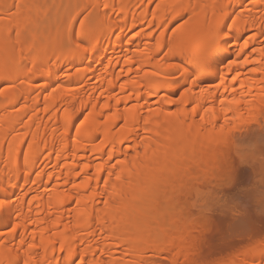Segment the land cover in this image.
Masks as SVG:
<instances>
[{"label": "bare ground", "instance_id": "6f19581e", "mask_svg": "<svg viewBox=\"0 0 264 264\" xmlns=\"http://www.w3.org/2000/svg\"><path fill=\"white\" fill-rule=\"evenodd\" d=\"M15 1L0 0V264H259L264 232L239 237L258 217L256 198L245 195L243 222L192 209L200 188L217 180L228 189L238 159L258 152L247 155L237 132L264 119V8L250 0ZM225 22L243 39L209 70L170 67ZM60 31L74 46L51 36ZM224 57L240 60L241 73L260 62L240 80L250 103L225 105L227 117L211 90L218 75L231 76ZM169 191L172 207L155 200ZM225 235L244 243L222 262L212 255Z\"/></svg>", "mask_w": 264, "mask_h": 264}, {"label": "snow or ice", "instance_id": "6c2138e0", "mask_svg": "<svg viewBox=\"0 0 264 264\" xmlns=\"http://www.w3.org/2000/svg\"><path fill=\"white\" fill-rule=\"evenodd\" d=\"M245 2H249V0H245ZM250 3L253 7L260 6L264 8V0H250ZM105 7H107V5H105ZM241 7H243V4ZM228 19L231 20V17H228ZM234 39L243 38L234 37L229 31V25L227 22H225L222 27L218 25L214 30L209 31L202 37V39L196 44L192 54L187 56V59L182 58L177 64L170 65V67H175L177 71H180V69L183 68L184 73H187L191 64L195 63L197 67L203 68L205 71H207L212 67L213 63L219 59L220 50L231 45ZM248 45L249 41L244 40V47L248 48ZM250 51L255 52L256 48L253 46ZM261 54L262 59H264V49H261ZM179 55L184 57L186 53L184 50H181ZM220 62L224 63L225 68L227 69L228 73H231V76H228L227 74L218 75V82L211 85V90L213 91V94L216 95V99L221 106V111H223L227 117V113L232 111V108H225V105L242 106L250 103L247 97L252 95L251 90L248 89L247 85L240 83V80L242 75L247 76V73L249 72L254 74L257 73V65L260 62L256 61L255 64H252L251 61L244 59V64H252V66L246 68L243 73L240 71V60L232 59L231 57H224L220 60ZM259 71L262 77L261 84H264V69H260ZM195 75L196 73L193 72V76ZM188 79H192V76H189ZM197 79H199V77H197ZM227 80L231 81V87L226 83ZM193 82L195 83V81ZM177 83H179V80H177ZM252 83H255V81H252ZM237 86H239V92H237ZM220 89H222V92L217 94L216 90ZM204 91V89H201L202 93ZM205 110L214 111L212 108H206ZM195 111L196 109L193 108V112ZM260 123L261 125H264V119H261ZM261 151L264 152V146H262ZM248 173L249 170L245 166V160L243 157H241L237 161L236 172L226 181L230 187L223 195V202L226 205L231 206L233 211L236 213L243 211L242 205L244 203V197L246 194H248L249 189ZM2 204L3 201H0V205ZM17 228L18 225H8L9 231L13 233L16 232ZM23 264H29V261L24 260ZM73 264H75V262H73ZM253 264H256L255 260H253ZM259 264H264V249L261 250Z\"/></svg>", "mask_w": 264, "mask_h": 264}, {"label": "rangeland", "instance_id": "374dc122", "mask_svg": "<svg viewBox=\"0 0 264 264\" xmlns=\"http://www.w3.org/2000/svg\"><path fill=\"white\" fill-rule=\"evenodd\" d=\"M14 2L16 3V1L14 0ZM55 9V8H54ZM53 9V12L56 10H54ZM69 11H70V9H69ZM72 11H75V8L72 10ZM58 13V12H57ZM71 15H72V13H70ZM56 15H58V14H56V12H54V13H51L50 14V16H52V17H50V18H53L54 16H56ZM68 15H69V12H68ZM2 17V15H0V18ZM77 22V21H76ZM52 35L51 36H53L54 38H56V40L58 39V40H61L62 41V46L64 47V46H72L73 44H75V42H74V38H69V39H65V31H60V32H52L51 33ZM185 33L184 32H182L181 34H179L180 35V37L181 36H183ZM52 37V38H53ZM53 38V39H54ZM56 46H58V45H56ZM55 46V47H56ZM61 46V47H62ZM74 46V45H73ZM170 46V45H169ZM165 48L166 49H169V47H168V44L167 45H165ZM4 87H6L5 85H2V88H4ZM178 95H176L177 97H179L180 96V92H178L177 93ZM261 121V120H260ZM258 123V126L256 125ZM256 124L254 123V124H251V125H247V127L245 126L244 127V130H240V131H238L237 133H238V135H239V137L238 138H244L245 139V136L248 134V132H252L251 134H252V137L254 138H252L249 134H248V139H247V137H246V139L244 140H242L241 138V140H242V142L240 143L241 145V148L245 151V153L247 154V155H249L250 153H251V151H258L257 153H255V154H253V155H255V156H251L250 155V157H248V158H244V160H245V166L246 167H248V170H249V173H248V181H249V189H248V194H249V197L251 198V199H254V198H256L255 200H257V203L254 201L253 202V200H252V205L250 204V208H254V210H253V212L252 213H254V211H256L254 214L255 215H257L258 217V225H256L257 227L255 228V230H257L258 228H259V230L258 231H255L253 228V225L254 224H257V222H256V220H257V218L255 219V216L254 215H252V218H254V219H251V221H249L248 223L246 222V223H244V225H247V227H246V229H245V231L244 232H242L240 235H239V237H244V239H246V238H250V236H249V234L251 233H253V235H251L252 237L253 236H255L254 235V232L256 233V236L255 237H260L259 235H262L263 233L262 232H264V227H263V225H264V221H263V219H264V171L262 170V168H261V164H264V152H262L261 151V148H262V146H264V125H260L261 123L260 122H257ZM254 125V126H253ZM248 126H252V128L251 127H249L248 128ZM260 126V127H259ZM250 130V131H247L248 129ZM255 129V135H254V129ZM251 130H253V131H251ZM257 130V131H256ZM237 133H236V135H237ZM243 133V134H242ZM244 133H246V135L244 134ZM237 135V136H238ZM245 135V136H244ZM256 137H254V136ZM236 136V137H237ZM249 138H250V140H249ZM238 141H240L239 139H238ZM254 147L256 148V149H254ZM251 149H253V150H251ZM253 157V158H252ZM254 160V161H253ZM256 162V163H255ZM217 181V180H216ZM216 181H214V182H211L212 183V185H210V187L208 186V189L206 190L205 188H200V192H201V197L202 196H204V195H206V196H204L203 198H198V200H197V202H196V204L194 205L193 204V206H195V207H193V209L192 210H194L195 212H193V213H196L195 215H197V214H203V215H206L207 217H211V216H216L215 214H217V217H215L216 219L219 217V215H220V218H221V216L225 219V218H227V217H229L228 218V220H227V222H231L233 219H236L237 221H239V222H243V221H241V219H243L244 220V218L242 217V216H240V213H236V212H234L233 211V209H232V207L230 208V210H228L229 208H226L228 205H226L224 202H223V195H224V193H225V191L227 190L223 185H221L222 184V182H216ZM221 183V184H220ZM252 189H251V188ZM207 188V187H206ZM250 190L252 191V192H250ZM256 191V197H254V195H251V193H253L254 194V192ZM254 191V192H253ZM170 192V191H169ZM206 192V193H205ZM250 192V193H249ZM160 192H158L157 194H156V198H155V200H158L159 198V201H164L165 203H166V205H170L169 203H167L168 201H171L172 202V200H170V199H172V197L174 198L175 197V193L174 192H170V194L168 193V192H166V193H160ZM171 193H174L173 195L171 194ZM258 193V194H257ZM159 194V195H158ZM203 194V195H202ZM247 194V195H248ZM211 195V196H210ZM258 195L259 196H262V198L260 199H257V197H258ZM209 196V197H208ZM208 197V198H207ZM205 198H207V200L205 199ZM169 199V200H168ZM209 199V200H208ZM205 200V201H204ZM258 200H260V201H258ZM175 201V200H174ZM173 201V202H174ZM164 202H163V204H164ZM200 202V203H199ZM175 203V202H174ZM195 203V202H194ZM254 204V205H253ZM173 206V205H172ZM171 205H170V207H172ZM251 209V210H252ZM227 210H228V212H227ZM220 213V214H219ZM221 214H224V215H221ZM225 215H228V216H226L225 217ZM254 216V217H253ZM214 217H211V218H214ZM241 218V219H240ZM222 219V218H221ZM230 219H232V220H230ZM217 220H220V219H217ZM223 220V219H222ZM236 221V222H237ZM235 222V223H236ZM245 222V221H244ZM255 222V223H254ZM260 223V224H259ZM249 224V225H248ZM263 224V225H262ZM250 226H251V228H250ZM261 226V227H260ZM260 229H262V230H260ZM254 231V232H253ZM224 232H226V230H224ZM261 232V233H260ZM260 233V234H259ZM259 234V235H258ZM245 236H247L246 238H245ZM249 236V237H248ZM251 237V238H252ZM229 238V239H228ZM231 238H232V240H233V237L232 236H227V235H225V237H223V238H220L218 241L217 240H215L216 242H218L219 243V245L216 247V248H214V252H213V254L214 255H212V253H211V255L212 256H214V258L216 257V256H218L217 258H215L216 260H220V258H222V260H220V261H222L223 262V260H227L228 258H226L227 256L229 257L232 253H234V252H237L236 250H234L235 248H237L238 246H240V245H242L244 242H238V243H236L235 245H234V243L231 245V243L233 242L232 240H231ZM229 240L228 242L230 243H228L227 241H225V240ZM226 243H225V242ZM232 241V242H231ZM220 242H223V243H220ZM222 244V246H220ZM231 245V246H230ZM234 245V246H233ZM233 246V247H232ZM225 247V248H224ZM228 247V248H227ZM231 247V248H230ZM215 249H216V251H215ZM219 249V250H218ZM213 250V249H212ZM228 250H231V251H228ZM221 251V252H220ZM234 251V252H233ZM148 252V251H147ZM226 252V253H225ZM149 254H152V255H149L150 257L151 256H153V252H148ZM223 255V256H222ZM225 255H226V257H225ZM156 257V255L154 256V258ZM152 258V257H151ZM160 258V257H159ZM155 258V260H162V258ZM225 260V261H226ZM228 261V260H227ZM226 261V262H227Z\"/></svg>", "mask_w": 264, "mask_h": 264}]
</instances>
